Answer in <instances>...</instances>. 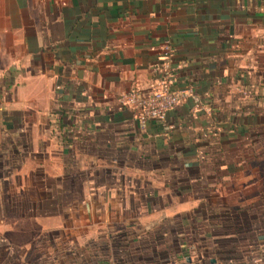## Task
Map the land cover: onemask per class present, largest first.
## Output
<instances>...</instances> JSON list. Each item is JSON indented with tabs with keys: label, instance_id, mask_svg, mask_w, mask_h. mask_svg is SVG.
<instances>
[{
	"label": "crops",
	"instance_id": "obj_1",
	"mask_svg": "<svg viewBox=\"0 0 264 264\" xmlns=\"http://www.w3.org/2000/svg\"><path fill=\"white\" fill-rule=\"evenodd\" d=\"M165 41L185 96L141 126L118 96L147 93ZM258 91L264 0H0V181L38 214L2 218L22 250L0 264H251L264 228L218 211L253 167L215 196L189 163L241 152Z\"/></svg>",
	"mask_w": 264,
	"mask_h": 264
},
{
	"label": "rangeland",
	"instance_id": "obj_2",
	"mask_svg": "<svg viewBox=\"0 0 264 264\" xmlns=\"http://www.w3.org/2000/svg\"><path fill=\"white\" fill-rule=\"evenodd\" d=\"M255 103L258 105L264 106V93L261 91L255 92ZM253 120L257 122L254 127L249 130V134L244 139V143L239 146L241 152L230 154L225 149L227 146H220L218 144L214 147L215 149L209 153L206 158H201L196 161H190L191 170L199 172V175L191 176L190 185L199 188L200 190L204 189L208 194L209 192L217 188L218 185L226 182V178L222 175L224 168H229V165L232 163L237 167L241 166H250L253 167V177L251 180L246 182V185L243 186L239 196V201L243 202L237 208H223L220 207L218 211L220 215H225L226 213L232 216V219H235V226H242L246 228L247 225H250L249 216H254L252 220L256 227L260 229L264 228V107H259L256 105L255 111L253 112ZM224 149V150H223ZM238 149V148H237ZM1 152V151H0ZM4 155V154H3ZM21 161H18L17 164H20ZM52 163V161H47V163ZM189 165V166H190ZM18 166L14 167L17 168ZM222 171V172H221ZM198 174V173H197ZM5 178V177H4ZM6 179V178H5ZM20 182V178H17ZM18 182V181H17ZM15 182V184L17 183ZM21 185V183H20ZM9 183H2L0 181V260L6 256V254H17L21 252L20 248H12L5 239L7 234L11 233V225L1 224L3 221L2 218L5 216H16V217H29L37 216L38 214L29 210L18 208L21 206V201L27 199V194L23 191H11ZM18 185H15L16 188ZM247 186V187H246ZM251 186V187H250ZM247 188H253L252 192L243 193ZM209 190V191H208ZM216 189L215 191H217ZM26 195V196H25ZM202 195V193H201ZM213 195H217L216 192ZM231 194L227 193L226 196L229 197ZM25 196V197H24ZM232 199V197H231ZM13 200V201H12ZM253 201V204L249 206V201ZM13 202V204H12ZM23 202V201H22ZM248 203V204H247ZM12 204V205H11ZM251 207V208H250ZM46 210H42L40 215H48L45 213ZM225 213V214H224ZM191 215V214H190ZM2 220V221H1ZM241 220V224H240ZM257 221V222H255ZM258 224V225H257ZM255 227V228H256ZM253 229V233L256 235L258 229ZM178 227H175L176 232H180ZM193 227L189 231L190 237L193 235ZM250 230V229H249ZM192 239V238H191ZM262 239V238H261ZM264 240V238H263ZM257 251V256L251 259V264H263L262 258H264V247H259ZM189 261V260H188Z\"/></svg>",
	"mask_w": 264,
	"mask_h": 264
},
{
	"label": "built area",
	"instance_id": "obj_3",
	"mask_svg": "<svg viewBox=\"0 0 264 264\" xmlns=\"http://www.w3.org/2000/svg\"><path fill=\"white\" fill-rule=\"evenodd\" d=\"M172 53L170 44L163 42L159 64L153 68L156 77L148 84L147 93L130 90L118 96V101L123 107L135 112V119L141 126L148 121L164 123L167 113L185 96L184 92L172 89Z\"/></svg>",
	"mask_w": 264,
	"mask_h": 264
}]
</instances>
